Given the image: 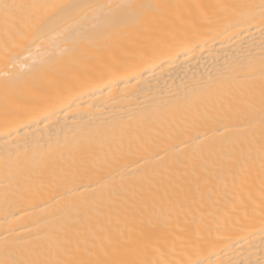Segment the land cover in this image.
Here are the masks:
<instances>
[{
    "label": "bare ground",
    "instance_id": "obj_1",
    "mask_svg": "<svg viewBox=\"0 0 264 264\" xmlns=\"http://www.w3.org/2000/svg\"><path fill=\"white\" fill-rule=\"evenodd\" d=\"M75 2L147 7L109 29L58 15ZM260 3L0 0V258L264 264V112L241 97L238 118L194 116L209 83L240 89L244 72L258 94ZM241 4L257 7H218ZM84 30L103 38L67 52L65 32Z\"/></svg>",
    "mask_w": 264,
    "mask_h": 264
},
{
    "label": "snow or ice",
    "instance_id": "obj_2",
    "mask_svg": "<svg viewBox=\"0 0 264 264\" xmlns=\"http://www.w3.org/2000/svg\"><path fill=\"white\" fill-rule=\"evenodd\" d=\"M4 9H10L13 7L12 5L3 4L0 5ZM105 5H94L86 2H75L66 5L60 6L58 15L64 16H73V15H81L83 18H87L89 12L95 14V18L97 21L101 22L102 25H106L109 29L119 27L123 24H126L133 19H138L140 15H142L143 10L147 7L145 5H127L121 6L126 9L120 12H109L107 14H100V10L104 9ZM218 7L227 8L232 7L234 9L241 10L242 14L245 17L250 16L251 12L257 7L255 5L241 4V5H220ZM260 9V20L261 23L264 24V0H261L260 5L258 6ZM140 9L141 11L137 12L135 9ZM213 21L207 20L206 23L209 25ZM42 31V29H41ZM196 33H193V36ZM34 38H39V32L35 34ZM103 38V33H93L88 30L80 31L73 35L72 32H65L64 40L65 43L69 44L71 47L67 48V52H71L74 50V45L80 41H93ZM261 83L258 94L255 89L251 86L245 87V82L248 81L249 77L246 73L241 72V74L236 77L239 81H241L240 89H231V88H221L217 89L214 84L209 83L206 85V88L209 90V102L207 107L203 108V111L197 110L194 113L196 119H207V120H219V119H229V118H238L240 116V111L238 105L242 102L241 97H243V102L249 108H254L259 105V108L262 112H264V60L261 62ZM233 78V70L231 65L225 64L223 67L218 69L217 77L215 81L217 83L227 82L228 80ZM261 141L264 142V123H262L261 128ZM197 141L199 138H195ZM179 163V161H178ZM0 264H29L28 261L22 260L18 258L16 249L12 247L6 246L3 252L2 258H0ZM193 264H201L200 261H195ZM229 264H232L229 261ZM237 264H245V262L240 261ZM251 264V262H248Z\"/></svg>",
    "mask_w": 264,
    "mask_h": 264
}]
</instances>
